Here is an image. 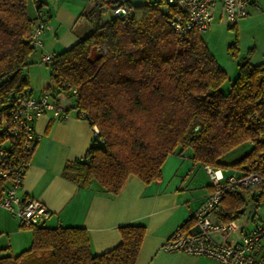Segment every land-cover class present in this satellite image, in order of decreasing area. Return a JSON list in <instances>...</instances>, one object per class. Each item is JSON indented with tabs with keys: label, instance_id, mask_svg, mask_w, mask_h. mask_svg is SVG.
Here are the masks:
<instances>
[{
	"label": "trees",
	"instance_id": "1",
	"mask_svg": "<svg viewBox=\"0 0 264 264\" xmlns=\"http://www.w3.org/2000/svg\"><path fill=\"white\" fill-rule=\"evenodd\" d=\"M29 1L0 0L1 114L29 90L26 68L36 49L29 41L34 21ZM125 3L132 11L118 16L109 8L112 0H95L85 13L93 28L46 62L55 103L63 110L76 108L98 129L83 158L68 161L63 174L80 185L94 179L117 194L130 176L145 183L159 178L166 157L185 149L194 161L220 167L224 174H264V62L237 58L230 44L237 75L227 86V72L200 31L191 30L185 38L175 35L170 25L174 7L166 0ZM70 86L77 89L74 97ZM247 141L252 144L247 153L223 161L224 154ZM1 143L8 166L23 164L24 173L32 152L20 134L0 133ZM7 184L0 177V196ZM260 199L251 189H240L214 209L221 222H228L240 217L249 200ZM23 228L31 230L29 247L17 254L0 247V264H135L145 233L141 224L120 225V242L95 254L83 227H50L41 221Z\"/></svg>",
	"mask_w": 264,
	"mask_h": 264
},
{
	"label": "crops",
	"instance_id": "2",
	"mask_svg": "<svg viewBox=\"0 0 264 264\" xmlns=\"http://www.w3.org/2000/svg\"><path fill=\"white\" fill-rule=\"evenodd\" d=\"M146 1L151 0H139ZM29 2L30 15H34L36 6L40 9L45 29L41 45L32 53V63L26 68V76L27 70L33 67L40 75L39 81L33 86L28 85V93L38 96L48 92L52 98L50 68H43L46 63L41 61V56L70 47L90 31L79 21V16L92 9L95 0ZM260 4L264 7V0H260ZM213 20L221 23L218 5L214 8ZM230 27L234 33L228 42L234 45L237 58L248 56L254 64L264 62V9L250 6L249 14ZM205 43L215 57V52ZM215 59L226 71L227 68ZM229 70L234 74L237 66L232 65ZM64 113V118L56 117L50 111L33 118L32 125L39 137L17 192L26 198H36L50 210L49 216L43 220L46 226L85 228L91 251L100 254L120 242V225L141 224L145 233L135 264H221L205 256L182 251L165 252L160 248L183 222H187L185 231L195 224L190 213L211 190L205 165L194 161L190 151L185 149L166 157L159 178L145 183L136 176H130L117 194L108 193L94 179L88 185L77 184L63 174V169L68 161L83 158L91 143L92 129L88 120L77 114L75 108L64 110ZM209 218L213 222L221 221L216 209L211 211ZM236 220L244 222V229H249L254 217L253 214L248 216L244 210ZM215 239L224 238L216 235ZM225 239L235 241L238 234L232 232ZM30 242L31 230L21 227L11 213L0 207V247H8L11 253L17 254L28 248ZM261 243L264 244V238Z\"/></svg>",
	"mask_w": 264,
	"mask_h": 264
},
{
	"label": "built area",
	"instance_id": "3",
	"mask_svg": "<svg viewBox=\"0 0 264 264\" xmlns=\"http://www.w3.org/2000/svg\"><path fill=\"white\" fill-rule=\"evenodd\" d=\"M174 7L170 17V25L178 38H185L189 31H203L213 21V11L218 5L221 19L228 26H234L236 22L249 14V7L258 10L264 9L260 0H166ZM116 4V1L113 2ZM114 15H125L132 11V7L122 0L115 7H109ZM34 21L29 33L30 44L37 48L41 45V38L45 29V21L40 9H34ZM53 52L43 53L42 62H51ZM62 85L69 86L66 81ZM70 91L76 96L77 89L70 86ZM46 111L59 118L66 115L62 107L57 105L48 92L38 96L24 92L15 98L13 106L5 113H0V133L20 134L24 148L33 151L38 140L32 120ZM75 111L77 109L75 108ZM92 137L98 134L95 125L91 126ZM264 141V134L261 135ZM260 164L264 168V152H262ZM210 178L211 190L204 200L190 213L194 223L199 225L200 231L191 234L189 231L176 229L161 244L165 252L182 251L191 255L205 256L220 262L221 264H264V225L257 221L251 228L243 229L236 220L228 222H213L209 214L226 195L234 194L240 189H251L257 197L264 199V174L258 170H247L241 173L231 172L224 174L222 168L205 165ZM23 164L8 166L6 162L5 147L0 144V177L7 179L8 184L4 193L0 196V207L11 213L21 227L39 224L46 219L50 210L36 198H26L17 192L23 178ZM10 171L13 174L10 176ZM240 230L238 239L226 241V235ZM223 236V240H216L215 236Z\"/></svg>",
	"mask_w": 264,
	"mask_h": 264
},
{
	"label": "rangeland",
	"instance_id": "4",
	"mask_svg": "<svg viewBox=\"0 0 264 264\" xmlns=\"http://www.w3.org/2000/svg\"><path fill=\"white\" fill-rule=\"evenodd\" d=\"M133 1L139 2V0H133ZM28 8L30 10L31 5H29ZM86 12H84L81 16H79L80 17L79 21L83 23V26L84 24H86L87 28L91 30L93 28V22L87 19V17L85 16ZM109 15H110V12L107 11L105 12L104 16L108 17ZM218 21L219 20H217V22H214L213 20L207 29L201 31V35L205 39V41L208 43L209 47L215 52L216 54L215 57L217 58V60L223 66L227 68L226 71L229 74L228 75L229 80L227 81L226 85L228 86L229 82L232 81L237 75V70H235L234 74L229 72L230 67L232 65L233 66L236 65L235 60H234L235 58L232 54V50L230 49V44L228 42V39H230V37L233 36L234 29L226 25L224 20L221 19V23H218ZM33 68H29L27 70V76H26L27 85H31V86H33L36 81H39V76H40L38 70H35ZM43 68H46V70L49 69L47 65L45 66L43 65ZM47 81L49 82V80ZM251 147H252V144L250 142L248 141L244 142L240 144L239 146H237L236 148L224 154L222 159L225 162H233L239 159L240 157H242L245 153H247ZM245 208H246L245 213L248 216L249 215L251 216L253 214L254 221L252 224H254V222L257 221L261 225H264V199H260L257 201L251 200L247 203ZM236 222L239 226L246 225L244 222H238L237 220ZM235 232L239 235L240 230H237Z\"/></svg>",
	"mask_w": 264,
	"mask_h": 264
},
{
	"label": "water",
	"instance_id": "5",
	"mask_svg": "<svg viewBox=\"0 0 264 264\" xmlns=\"http://www.w3.org/2000/svg\"><path fill=\"white\" fill-rule=\"evenodd\" d=\"M116 2V4H112L111 7H115L116 5L120 4L122 0H112V2ZM195 129H198V126L195 127ZM200 231L199 225L195 223L189 228V233L196 234Z\"/></svg>",
	"mask_w": 264,
	"mask_h": 264
}]
</instances>
